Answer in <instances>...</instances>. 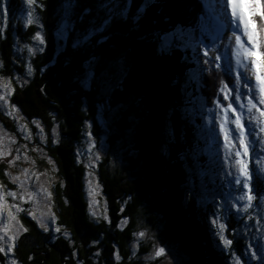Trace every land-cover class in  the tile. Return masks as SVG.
<instances>
[{
	"label": "trees",
	"instance_id": "1",
	"mask_svg": "<svg viewBox=\"0 0 264 264\" xmlns=\"http://www.w3.org/2000/svg\"><path fill=\"white\" fill-rule=\"evenodd\" d=\"M37 1L40 5L34 9L30 6L33 22L29 24L24 17L29 13L25 0H9L8 18L0 24V75L14 84L10 104L29 124L38 121L45 128V151L62 175L54 188L62 232H44L28 212H22L20 218L27 232L14 250L17 264H143L132 256V244L142 221L156 232L163 246L190 264H232V254L211 223L220 201L214 203L212 197L211 201L201 200L204 184L208 195L213 191L225 198L226 194L223 187L226 188L227 177L219 162L212 165L205 156L208 134L202 138L203 119L205 129L212 128L207 109L215 106L211 101L218 88L211 91L209 77L213 75L207 72L203 81H188L197 67L191 62L190 49L178 48L161 55L158 41L154 43L151 36L167 31L177 22L187 24L181 12L187 11L191 0H158L140 27L117 24L107 42L99 46L93 42L79 49L69 46L71 39L65 42L58 38L64 18L63 0ZM139 3L134 0L133 11ZM85 7L94 8L95 0H80L79 8ZM256 19L259 27V18ZM37 31L46 46L37 45L33 39ZM212 37L202 38L206 44L217 43ZM28 47L36 49L35 55L28 53ZM40 47H44L43 53L38 51ZM91 57H95L97 74L105 76L111 85L107 94L95 85L90 90L82 87L85 62ZM222 63L226 69L228 60ZM28 64L34 69L30 77ZM223 78L227 82L233 79L227 75ZM186 83L188 86L183 87ZM104 97L110 110L106 118L111 116L110 137L108 133V146L97 171L109 220L97 221L89 211L87 168L79 161L77 144L86 137L88 122L100 129L97 117ZM200 104L204 105L203 119L198 117ZM184 109H193L196 115L182 118ZM3 113L0 108V118L8 120ZM169 123L175 128L177 139L168 145L169 155H163ZM7 126L17 132L15 122L8 120ZM53 128L59 131L58 142H54ZM100 136L101 132L97 134L99 147ZM186 150L188 156L180 160V153ZM193 153L198 154V168ZM189 176L196 185L191 190ZM0 179L6 188H13L2 168ZM229 216L227 234L237 256L244 264H261L249 254V237L243 229L245 219H238L233 211ZM117 249L123 253L119 261L114 255ZM147 252L145 248L139 254ZM0 261L8 264L2 254Z\"/></svg>",
	"mask_w": 264,
	"mask_h": 264
},
{
	"label": "snow or ice",
	"instance_id": "2",
	"mask_svg": "<svg viewBox=\"0 0 264 264\" xmlns=\"http://www.w3.org/2000/svg\"><path fill=\"white\" fill-rule=\"evenodd\" d=\"M25 2L31 6L36 0H25ZM157 2L158 0H140L139 5L133 11L134 0H95L94 8L85 7L83 9L79 8L80 0H63L64 18L58 38L65 42L71 39L69 46L73 49L87 48L93 42L99 46L107 42L113 27L117 24L140 27L147 13L156 6ZM7 3L8 0H0V15L4 17L7 16ZM187 11L189 13L187 24L182 25L177 22L171 25L167 31L152 33V41L154 43L158 41L157 51L161 55H169L177 48L191 50V62L197 67L191 71L189 82L201 81L206 72L218 78L217 96L211 101L215 107L207 109L208 124L212 125L208 132V138L216 143L217 152L222 150V167L225 169V176L231 178L228 183L235 185L238 192L235 200L239 204H232L231 207L235 208L237 212H247L249 208L259 207V205H253V200L258 197L264 200V196H261V191H264V179H261V173H264V156H258L256 166L249 170L250 151L259 148L261 152H264V0H191L187 5ZM206 17L215 20L220 29L227 28L230 32V34H225L219 44L215 42L206 44L202 38L205 35H211L205 23ZM257 17L259 18V27H257ZM28 23H32L31 12H29ZM77 25L83 27L78 28ZM0 34H2V29H0ZM33 39L38 41L39 45L46 46V41L40 31L35 33ZM212 39L214 41L215 37L213 36ZM224 40L227 43H224ZM27 50L30 55L36 53V49L33 47H28ZM38 51L43 53L44 47H40ZM226 58L228 63L225 69L222 61ZM2 64L3 62L0 61V67ZM85 68L84 79L81 80L82 87L89 89L95 85L97 88H103L107 93L111 85L105 76L97 74L95 57H91L85 62ZM33 73L32 65L28 64L27 76L30 77ZM224 75L233 79L226 82L223 78ZM187 86V83L183 85V87ZM4 87L7 89V96L13 94L14 90L9 87L7 82ZM0 101L3 102V105L0 106H8L6 95L0 94ZM203 110L204 105L200 104L201 115H203ZM12 111H16L15 106H12ZM183 111L182 118L196 115V111L193 109H184ZM8 114L11 115V112ZM32 123L41 133L44 132L38 121H32ZM20 130L26 131V126L21 125ZM52 134L56 135L55 128L52 129ZM88 136L91 140V133ZM166 136L167 142L162 146L163 155H169L168 145L176 143V131L171 123L166 128ZM24 138L30 139L31 135H25ZM217 141H222V144ZM9 143L15 144L16 141L10 139L6 142L4 137L0 136V160H6L11 155L12 150L8 147ZM94 147L95 145L90 143L87 149L89 161L101 159L99 155L93 154ZM19 151L20 149L17 148L18 154L12 160H6L9 166L21 159ZM32 151H37V149L33 148ZM188 154L187 150L180 153L179 159L184 160ZM24 159L27 160L28 157L25 155ZM192 159L198 168L200 166L198 154L193 153ZM48 163L51 164L52 161L49 160ZM89 166L94 167V165ZM5 175L13 184L17 185L19 199L22 202L27 203L40 194H43L46 200H51V193L43 186L37 192L29 191L28 181L32 179V176H36V179L39 180V176L35 173L29 175L28 169H24L21 173L25 177L24 180L20 175L12 176L8 172ZM188 182L191 186L190 190L196 187L191 176H189ZM3 188L4 186L0 185V213L8 208L6 219L16 221V216L11 208H15L17 213L25 211V209L15 203L11 206L7 205L5 197H12L15 201L18 198V192H5ZM44 206L50 212V203ZM28 214L36 220L44 232H48V226L42 220H37L34 212ZM249 218L251 219V216ZM218 219L219 217L213 219L211 223L216 225ZM52 220L54 223V215ZM21 230L27 232V229L21 225L12 235H9L7 231L0 235V254L8 257L13 253L15 241ZM225 230L226 224L219 223V232L216 234L227 249L233 241L225 238L223 235ZM54 231L59 233L60 228L56 227ZM139 235L142 237L144 233L141 232ZM253 248L256 246L251 245L249 249L251 259L264 264V256L258 255L260 249L256 248L253 251ZM164 253L165 249L161 247L156 250L155 254L160 256ZM11 264H17L16 260L12 259ZM236 264H240L239 258H236Z\"/></svg>",
	"mask_w": 264,
	"mask_h": 264
},
{
	"label": "rangeland",
	"instance_id": "3",
	"mask_svg": "<svg viewBox=\"0 0 264 264\" xmlns=\"http://www.w3.org/2000/svg\"><path fill=\"white\" fill-rule=\"evenodd\" d=\"M177 3L179 2L177 1ZM32 5L31 7L34 9L36 5H40V3L36 0V2ZM27 6L29 7L28 11L30 12V6L29 5ZM8 7H9V4L7 3V16L4 17L3 15H0V24H2L8 18V14H9ZM23 7L25 8L26 6H23ZM28 15L29 13L27 14V16L24 15L25 19L26 18L29 19ZM181 15L186 17L188 20L189 13L187 11L181 12ZM21 16H23V14H19V17ZM205 23L209 28V33H211V35L214 36L216 40H218V43L221 42L225 34H230L227 28L220 29L219 24L215 20H213L211 17H209L205 21ZM224 43H227V41L224 40ZM37 45H39L38 42H37ZM175 50H178V48ZM221 51H223V49H221ZM0 70H1V67H0ZM209 79H211L210 80V84L212 87L211 91H213L214 89L216 90L215 86L217 88L219 87L218 78L213 75V76H210ZM5 82L8 83L11 89L15 90L13 82L0 75V94L6 95L8 102H9L7 107L0 106V108L4 112L3 115H6L9 121H11L13 124L15 122V126L17 127V132H14L13 130L9 128V126H7L8 120H3L2 118H0V136L4 137L6 142L10 139H15L16 141L15 144H10V143L8 144V147L12 150V153L10 156L6 158V160H12L13 157H15L18 154L16 152L17 148L20 149L19 155L21 156V159L17 160L15 164L12 166H9L6 160H0V168H2L4 173L8 172L12 176L20 175L22 180L25 179V177L21 175L24 169H28L29 175H32L33 173H35L36 175L39 176V180L36 179V176H32V179L28 181V185H27L29 188V191L37 192L40 189V187L43 186L51 193V200L50 201L46 200L44 195L40 194L38 196L33 197V199L29 200V202L27 203L22 202L19 199V191L17 189V185L13 184L8 176L6 177L7 179H9V185H12L13 188H6L1 179H0V185L4 186L3 191L5 192L7 191H17L18 192V198L15 201H13L12 197H8V196L5 197L7 205L11 206L13 203H15V204H18L21 208L25 209V211L28 213L34 212L37 220H42V222L48 226L49 230H52L54 233H57L54 231V229L56 227H59L58 216H61V215L57 208L54 188L61 181L62 175L59 174L58 168L56 164L54 163L53 159L45 151V145H46L44 142L45 141V131L41 133L39 129L36 128L35 124L33 125L29 124L24 119V117L20 114L17 107H15L16 111H12L13 105L10 104L11 95L7 96V89L4 87ZM18 82L20 83L21 81L19 80ZM229 86L231 87V84ZM87 90H90V88ZM216 96H217V93H216ZM220 98L222 99V97ZM103 101H104V104L103 106L100 107L99 117H97L99 118L100 129L99 128L94 129L92 127V123L88 122L86 125V137L84 138L82 143L77 144L78 153H79V161L81 163H84L87 168L85 189L87 192L89 211H90L91 217L97 221L109 220L108 206H107L108 204L105 199L103 186L101 184L99 173L97 171V167L99 163L101 162L100 160L103 158L104 151L108 146V143H107L108 133L110 137V131H109L110 123L108 122L109 121L108 116L109 117L111 116L108 115L107 116L108 119L106 118V114H110V110L108 107V101L106 97L103 98ZM0 105H3L2 101H0ZM214 107L215 106H213L212 108ZM9 112H11V115L8 114ZM198 117L203 119L201 114H199ZM203 121H204V126H203L204 134H202L203 135L202 137H206V134H208L211 128L209 130L205 129V120L203 119ZM21 125L26 126V131L20 130ZM41 127L45 129L42 125ZM100 132H101L100 142L102 143L101 147H99V142L97 141L98 139L97 134H100ZM58 133L59 131H56V135H54V141L56 142H58L59 140L57 137ZM89 133H91V140H89V136H88ZM28 134L31 135V138L25 139L24 138L25 135H28ZM39 142H43L44 144L42 145ZM90 143L95 145V147L93 148V154L99 155L101 159L99 160L93 159L92 161L88 160L87 149ZM217 143L222 144V141H217ZM33 148H36L37 151H32ZM25 155L28 157L27 160L24 159ZM210 155H212V157ZM205 156L207 157V159H210L212 161L211 162L212 165H213V162H219V166L222 167L223 152L222 150L217 152L216 143H213L210 138L205 148ZM258 156H264V152H261L259 148H257L255 151H250L249 170H252L253 167L256 166L257 164L256 158ZM49 160L52 161L51 164L48 163ZM89 165H94V167L89 166ZM222 169H223V173H225V169L223 167ZM261 175H262V178L264 179V173H261ZM201 177H203V175H201ZM229 179L231 178L227 177V180L225 183L226 188L223 187V189L226 191L225 198L218 195L216 192L214 193L213 191H211L212 192L211 195H208L209 191L204 184V185H201V200L206 202L210 197H212L213 199L212 201H214V203H217V200L220 201L218 203L219 205H216V213H215V216L212 218V220L217 219L219 217L217 224L214 225V227L217 229L216 232H219V223L226 224V230L223 232V235L225 236L226 239H230L227 234V232L230 231L229 225H228V222L230 220V216H229L230 212L233 211L234 214L238 217V219L240 218L245 219V222L243 224V229L245 230V232L247 233V236L249 237V242H248V245L250 244L249 248L251 245H255L256 248L260 249L258 255L264 256V200L258 197L256 200H253L252 203L253 205H259V207L249 208L247 212H243V211L237 212L235 208L231 207V205L239 204V202L235 200V197L236 195H238V192L236 190L235 185L228 183ZM89 181H91V184H89ZM90 191H91V195H90ZM261 196H264V191H261ZM210 201H211V198H210ZM49 203L51 205L50 212H49V209L44 206L45 204H49ZM8 210H9L8 208H5L4 211L0 213V235H3L5 231H7L9 235H12L14 232L17 231V229H19L21 225L23 226V228L26 229L25 225L23 224L20 218L21 213L24 211L17 213L15 208H11V211L16 216V221H9L6 219ZM63 211L65 210L63 209ZM53 215L55 217L54 223L52 220ZM249 216H251V219L249 218ZM257 221H259V223H257ZM60 232H62L61 229H60ZM141 232L144 233V236L142 237L139 235V233ZM25 233L26 232L22 230L19 232L18 238L15 241V248H16V244L20 242V238ZM132 247H133L132 256L138 260L140 259L143 264H190L189 261H187L186 259H183V257H180L175 251L167 248L166 246H163L161 241L157 237L156 232H153L150 227L146 226L144 221H142L141 225L139 226V229L136 233V238L132 244ZM161 247L165 249V253L160 256H157L155 254L156 250ZM145 248H147L148 252L145 254H139ZM256 248H253L252 250L254 251L256 250ZM14 250H13V253L9 254L8 257H5L2 254L7 259L8 264H11V260L14 259L13 258ZM227 251L228 253L232 254V264H236V258L240 259V264H244L243 260L237 256L236 250H234L233 248V243L229 248H227ZM114 255H115V260L119 261L122 258L123 253L122 251L117 249L114 252ZM117 257L119 258L117 259ZM0 264H2L1 261H0Z\"/></svg>",
	"mask_w": 264,
	"mask_h": 264
}]
</instances>
